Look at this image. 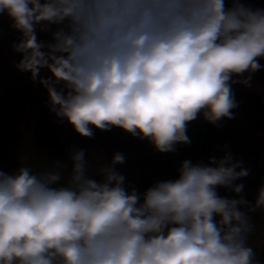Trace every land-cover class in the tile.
Returning a JSON list of instances; mask_svg holds the SVG:
<instances>
[{
	"label": "clouds",
	"instance_id": "9594fccd",
	"mask_svg": "<svg viewBox=\"0 0 264 264\" xmlns=\"http://www.w3.org/2000/svg\"><path fill=\"white\" fill-rule=\"evenodd\" d=\"M5 14L21 34L15 67L86 138L118 127L174 152L199 116L233 119L232 85L264 67V9L240 0H0ZM69 160L0 170V264H261L249 213H264V184L254 202L240 195L234 182L250 172L230 152L184 160L142 194L115 169L121 153L95 169L99 181L83 149Z\"/></svg>",
	"mask_w": 264,
	"mask_h": 264
},
{
	"label": "trees",
	"instance_id": "16d2710c",
	"mask_svg": "<svg viewBox=\"0 0 264 264\" xmlns=\"http://www.w3.org/2000/svg\"><path fill=\"white\" fill-rule=\"evenodd\" d=\"M240 2L264 9V0ZM225 3L230 7L232 0H225ZM11 24L6 14L0 15V170L15 173L22 166H30L34 171H40L55 161L67 163L70 169V151L83 149L90 174L99 181L101 177L95 169L99 164L109 165L114 154L121 153L125 163L115 165V169L125 176L126 187L134 186L142 194L157 181L177 179L178 169L184 160L207 164L210 157L222 158L227 151L249 170L247 177L234 183L244 184L240 195L254 202L264 184L262 94L250 90L248 85L233 84L238 105L232 110L233 119H222L218 125H213L199 116L187 126L186 134L191 143L177 144L174 152H158L148 140L133 137L118 127L106 131L93 128L94 135L86 138L50 111L47 91L39 82H33L31 73L21 72L15 67L21 54L15 52L12 45L19 42L21 34ZM37 37L42 41L51 40L49 32L39 29ZM259 63L264 65V59ZM50 75L47 69L40 72L41 78ZM251 80L264 84V67L253 73ZM217 191L222 197L239 198L222 187ZM249 215L256 226L249 243L264 264V213L258 210Z\"/></svg>",
	"mask_w": 264,
	"mask_h": 264
},
{
	"label": "rangeland",
	"instance_id": "374dc122",
	"mask_svg": "<svg viewBox=\"0 0 264 264\" xmlns=\"http://www.w3.org/2000/svg\"><path fill=\"white\" fill-rule=\"evenodd\" d=\"M248 88L254 92L262 94V102L264 104V93H263L264 84L262 82L250 80L248 84Z\"/></svg>",
	"mask_w": 264,
	"mask_h": 264
}]
</instances>
